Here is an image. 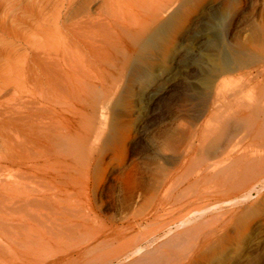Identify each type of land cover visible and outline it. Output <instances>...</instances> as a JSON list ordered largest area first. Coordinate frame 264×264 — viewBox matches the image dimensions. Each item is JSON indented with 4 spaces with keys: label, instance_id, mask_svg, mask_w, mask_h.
<instances>
[{
    "label": "rangeland",
    "instance_id": "rangeland-1",
    "mask_svg": "<svg viewBox=\"0 0 264 264\" xmlns=\"http://www.w3.org/2000/svg\"><path fill=\"white\" fill-rule=\"evenodd\" d=\"M37 1L23 0L19 8L32 6ZM130 1L128 9L124 10V15L130 12V17L124 16L129 22L125 20L124 23L126 29L132 31L127 30L132 33L127 40L132 50L125 72L121 75L117 68H112L114 63H119L113 58L111 68L116 71L110 69L109 76L104 74L105 78L102 74L95 75L105 79L94 78L98 86L62 99L60 106L64 103L61 106L64 119L61 122L37 120L28 124L26 157L17 165L0 168V227L18 226L24 220L28 224L29 192L34 196L44 194L57 199L56 211L78 207L89 213L87 217L90 220L87 218L80 229L83 242L96 236L105 223L116 226L135 221L140 223V228L127 238L138 233H151L154 226L146 218L154 208L152 199V202L149 199L155 186L151 175L164 164L159 150L161 142L166 136L178 132L180 126L192 127L182 111L170 109V106L177 103L178 96L185 89L209 92L216 87L217 80L227 81L230 88L235 87L239 57L253 51L261 54L264 50V0H185L176 6L172 15L167 17L169 19L160 20L162 22L151 28L148 32L153 30L146 33L148 35L143 34L135 40L133 34L140 32L154 13L164 9L168 0L142 1L141 5ZM189 69L195 71L192 77L186 75ZM28 85L25 93L28 96L23 95L28 104L39 100L45 105L40 92ZM171 89L176 90L177 95L172 97L170 93L147 123L152 100ZM253 101H258L255 93L246 91L223 103L210 104L205 117L196 123L199 129L196 145L217 131V126L227 115L246 112L260 105L259 101V104ZM155 119L158 122H154ZM133 136H136L135 148L140 150L134 154L130 153L129 145ZM256 141L245 139L239 148L250 154H259L264 151V145ZM217 152L216 149L206 151L210 157L216 156ZM215 184L218 183L202 184L199 192L209 193V197L214 198L213 192L219 190L218 200H212L210 207L204 206L205 203L195 204L185 212L197 216L198 212L212 210L210 214L213 213L211 216L214 217L221 213L213 219V222L218 219L215 227H211L213 222L209 221L208 226L204 225L208 228L203 227L194 234L190 244L182 247L167 248L157 253L144 249L133 259V264H264V183L258 185L249 201H238L239 204L221 195L219 192H223L224 187L221 184L215 187ZM221 215L225 218H219ZM215 228L216 233L213 232ZM27 235L22 239L28 245ZM65 238L62 234L57 239ZM23 251L16 264H25L22 261L28 260V249L26 251L24 245ZM48 253L40 259L50 258L52 255L47 258Z\"/></svg>",
    "mask_w": 264,
    "mask_h": 264
},
{
    "label": "bare ground",
    "instance_id": "bare-ground-1",
    "mask_svg": "<svg viewBox=\"0 0 264 264\" xmlns=\"http://www.w3.org/2000/svg\"><path fill=\"white\" fill-rule=\"evenodd\" d=\"M22 1L0 0V43L3 44L0 48V168L17 165L26 157L30 122H59L64 119V109L61 107L64 103L60 106V102L74 93L93 89L97 85L94 81L100 77L105 80L104 74L109 76L112 68H117L122 75L132 50L127 45L128 35L132 33L129 34L130 30L126 29L124 23L128 19H124V16L130 17L129 11L124 15L129 0H39L32 6L19 8ZM133 1L140 4L149 0L130 2ZM183 2L185 0H168L164 9L154 13L150 22L140 32L133 34L134 40L150 33L151 28L171 16L176 6ZM257 53L253 51L237 58L235 76L238 82L235 87L230 88L231 84L227 81L217 80L216 87L209 92L197 93L191 88L185 89L178 96L177 103L170 106V109L182 111L192 127L180 126L178 132L166 136L161 142L159 150L164 164L151 175L155 186L149 199H152L154 208L146 218L154 226L151 233H138L127 238L140 228V223L135 221L116 226L109 223L104 225L103 221V229L83 242L80 229L85 225L89 213L78 207L56 211L54 206L57 199L44 194L34 196L28 192V224L24 220L18 226L9 224L0 227V264H16L15 261L24 252L23 245L26 251L28 249V260L22 261L25 264H133V259L144 249L157 253L190 244L194 234L209 221L218 218L221 213L214 217L211 216L213 213L210 214L212 210L198 212L197 216L190 215L192 212L185 213L195 204L205 203L204 206L210 207L212 200L219 199V190L213 192L214 198L209 197V193L199 192L202 184H221L224 188L219 193L229 200H235L236 204L240 203L238 201H249L258 185L264 183V151L250 154L239 148L240 142L245 139L257 140L264 145V50H261V54ZM113 58L118 59V65L112 62ZM112 63L115 67H112ZM194 72V69H189L187 77H192ZM97 74H102L104 78L101 75L96 78ZM251 75L254 77L250 78ZM28 84L40 92L45 105L39 100L28 104L24 98L28 96L25 94ZM246 91L255 93L260 105H254L256 108L246 112L227 115L217 126L218 130L199 140L197 146L195 140L199 129L196 123L205 117L208 106L223 103ZM170 93L172 97L177 95V91L171 89L152 100L147 123ZM258 101L253 102L257 104ZM154 122L158 121L155 119ZM135 144L136 136H133L129 143L132 154L140 151ZM215 149L218 152L214 157L206 153ZM223 217L221 215L219 218ZM215 221L218 222V219L211 227ZM213 232H217L216 228ZM62 234L66 238L60 241L57 238ZM24 235L28 236V245L23 242ZM47 252V258L49 254L52 256L40 259Z\"/></svg>",
    "mask_w": 264,
    "mask_h": 264
}]
</instances>
